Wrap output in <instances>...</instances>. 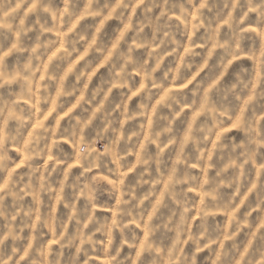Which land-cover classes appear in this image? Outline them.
Returning a JSON list of instances; mask_svg holds the SVG:
<instances>
[{"label": "clouds", "instance_id": "clouds-1", "mask_svg": "<svg viewBox=\"0 0 264 264\" xmlns=\"http://www.w3.org/2000/svg\"><path fill=\"white\" fill-rule=\"evenodd\" d=\"M0 264H264V0H0Z\"/></svg>", "mask_w": 264, "mask_h": 264}]
</instances>
